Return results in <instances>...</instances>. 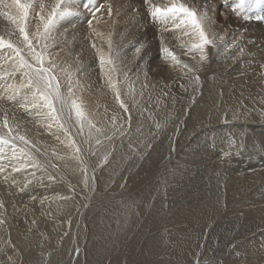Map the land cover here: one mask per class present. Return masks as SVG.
I'll list each match as a JSON object with an SVG mask.
<instances>
[{"label":"bare ground","instance_id":"1","mask_svg":"<svg viewBox=\"0 0 264 264\" xmlns=\"http://www.w3.org/2000/svg\"><path fill=\"white\" fill-rule=\"evenodd\" d=\"M215 1L183 0L198 11L206 10L211 22L208 31L217 38L225 37L223 42L217 39L216 47L205 50L207 59L203 62L201 53L182 47L188 37H181L179 31L166 33L170 41L162 34L165 46L180 44V50L170 48L179 64L165 58L160 49L156 51L159 44L146 32L140 35L144 41L138 37L131 41L124 32L128 28L135 36L137 29L132 31L130 27H134V16L129 11L135 0H110L111 16L108 4L96 13L102 19L123 17L120 22L94 19L95 25L70 26L73 34L82 29L99 34L100 43L92 41L91 46L96 45L98 62L93 66L103 87L95 83L92 74L85 77L89 59L82 45L68 47L69 40L63 35L56 40L53 48L61 56L59 66L66 67L73 60L71 69L81 79L77 83L81 91L77 89L72 97L82 104L87 117L85 129L74 111L66 122L61 116L58 123H53L55 132L44 121L46 134L48 129L53 132L49 139L42 137L37 126L12 125V137L23 135L29 141L14 140L15 151L19 154L23 150L24 155L12 162L16 167L26 161L34 166L0 173V220L5 221L0 224V264H5L8 257L14 264H264V51H258L255 45L258 36L246 39V35L237 33L240 23L219 19ZM42 2L51 5L54 0ZM153 2L160 4L159 0ZM161 2L168 4L170 0ZM228 2L235 7L238 0ZM262 2H255L256 6ZM10 3L5 0V4ZM141 3L139 12H144L146 6ZM81 9L78 13L82 17L85 12ZM50 10L46 9L44 15ZM39 11L37 6L30 11L26 29L32 33L29 37L37 52L45 43L37 36L43 30L36 15ZM5 13L15 16L16 9L0 4L2 32L11 23ZM109 39L112 52L117 53L112 76L127 111L108 86L105 73L109 66L102 71L99 62L101 55L106 59L110 55ZM141 45L142 52L137 56L136 48ZM4 51L11 55L10 50ZM26 52L32 60L28 48ZM151 56L158 66L150 62ZM47 57L44 67L52 72ZM55 72L52 74L57 75ZM64 77L67 80V75ZM15 78L18 85L24 80L27 83L21 73ZM57 80L62 85L66 82L60 76ZM3 116L0 108V120ZM89 124L108 127L116 136L124 131L127 138L118 142V148L109 145L105 153H100L86 144ZM7 149L12 156V146ZM7 149L0 152V159ZM5 186L28 194L18 200V205L9 200Z\"/></svg>","mask_w":264,"mask_h":264},{"label":"snow or ice","instance_id":"2","mask_svg":"<svg viewBox=\"0 0 264 264\" xmlns=\"http://www.w3.org/2000/svg\"><path fill=\"white\" fill-rule=\"evenodd\" d=\"M256 3H259L260 0H255ZM80 3L82 4L84 10L88 11L89 14L95 19L96 13L100 12V6L95 8H90L86 0H54V3L51 5V10L47 12L45 16L44 13L47 9V5L42 2V0H37V3L34 4L33 0H11L10 4H5V0H0V4H3L6 8H15L16 15L13 16L10 13H5L8 19L12 23L16 24L19 28L20 33L23 35V41L27 44L29 49V54L31 55L32 61H35L36 64L30 63L28 60L21 55V49L18 48L10 40H6L3 37H0V50H10L13 55H6L4 57V62L7 64L9 61H12L11 69L5 72V75H15L16 73H21L23 78H26L27 83H22L19 86L15 84H7L4 89L6 95H0V99H7L8 101L16 102L20 104V107L26 112L29 110H35L36 115L40 118L50 120L53 122H59L61 116L64 113V108L67 106L69 112L74 111L75 116L83 127V122L87 119L82 104L77 103L75 99H72L70 104L67 99H65L60 92V86L57 81V77L52 74L51 69L44 67L45 58L47 55L48 45H44L42 51L37 52L33 46L32 40L29 38L27 32V21L29 19L30 11H34L35 7H39V12L36 15L39 17V20L42 21L43 30L37 33V36L41 39L47 40L50 33L56 27L58 21L62 20L66 16H71L77 14L73 12V5ZM144 5L146 6L147 13L152 21L157 22L163 26L164 32L169 31H179L183 37H189L187 43H183L182 47H186L189 50H195L200 55V61L203 62L207 59L205 50L209 47L217 46V39L221 42L224 41V36H219L217 38L215 33H210L208 28L210 26V20L206 10H197V7L190 6L187 3H184L183 0H170L168 4H156L153 0H143ZM246 4L247 0H238V3L232 9L237 15H242L244 20L250 19L246 14ZM108 14L112 15V7L108 5ZM89 26L92 25V19L88 21ZM171 25V28L168 26ZM99 35V34H98ZM163 36H161V53L165 58L171 59L174 63L179 64L180 61L176 54L167 46H164ZM95 48L96 45L93 44ZM109 53L110 55L107 59L101 55L99 57V62L101 69L103 71L104 66L108 65L109 69L105 73L107 76L108 86L112 88L116 94V99L120 102L122 108L127 111V106L123 100L120 99V91L116 87L112 73L116 72L115 67V57L117 53L112 52L111 40L108 41ZM143 49V45L136 48V55L140 56ZM52 68H55L56 65L53 61H49ZM184 68H187L188 65H183ZM189 71H192L189 69ZM125 80L128 79V73H124ZM199 77H195V80L198 81ZM147 86V85H145ZM131 92V89H130ZM69 94H72V89L69 88ZM17 97L20 99L18 100ZM22 101V102H21ZM59 102L60 107H56V103ZM2 127L8 130V136L0 135V145L10 147L13 146L14 140L18 139L24 143H29L26 137L23 135H16L12 137L10 134L13 131V128L10 124L9 117L7 112H5L2 120H0ZM51 126V125H49ZM159 127V125H157ZM59 127L63 128V124H59ZM97 143H100L97 140ZM3 148H0V152H3ZM80 149H77L79 152ZM23 150L18 154L15 150L12 152V160H17L18 156H23ZM28 161L31 160L29 156ZM13 172H20L22 169L27 167H32L31 163L27 161L22 163L20 167H16L15 164L10 165ZM5 172V167L0 166V173ZM15 183V181H13ZM33 199H35L33 197ZM60 199H66L61 197ZM43 203V200L41 201ZM0 207H3V202L0 201ZM5 223V221L0 220V224ZM34 223V222H33ZM5 264H14L13 258L8 257Z\"/></svg>","mask_w":264,"mask_h":264},{"label":"rangeland","instance_id":"3","mask_svg":"<svg viewBox=\"0 0 264 264\" xmlns=\"http://www.w3.org/2000/svg\"><path fill=\"white\" fill-rule=\"evenodd\" d=\"M212 1H215V0H212ZM220 1V0H219ZM219 1H215L214 3H216L217 4V9H216V12L218 13V15H219V19L222 21H225V19H227V20H230L231 19V21L233 22V23H235V24H237V23H240V25L239 24H237L236 25V27H238L236 30H237V33H240V34H244V35H246V39H248L250 36V38H253L254 37V35L255 36H258L257 38H256V42H255V45H256V47L258 48V51H259V49L263 52L264 51V10H262V9H264V7H263V4H264V2H262L261 4H259L258 6H256L257 4L253 1V0H247L248 2H247V4H246V6L250 9V10H246V12H248V13H250V14H247L249 17H250V20L248 19V20H245L244 21V19H242L241 17H239V15H237V13L236 12H234L232 9L234 8L233 6V4L231 3V6H230V2H228V1H234V0H227V2H226V0H222V2H224V3H222V2H219ZM86 2L89 4V6H90V8H95V6L97 7V6H101L100 7V9L102 8V6H104V5H106V4H108V5H110V0H91V2L89 1V0H86ZM103 2V3H102ZM108 2V3H107ZM136 2H138V3H136ZM139 2L141 3V4H143V0H135V2H133L132 3V6L129 8V11H130V13H132L133 14V16H134V19H133V26L134 27H132V26H130L131 28H132V31H134V29L137 31H134L133 33L135 34V36H133L132 34L130 35L129 34V29L128 28H126L125 29V32L124 33H126V35H127V37L131 40V41H133V40H136V39H141L142 37H140V35H142L144 32H146L147 33V35L148 36H150L151 37V39H153L154 41H155V44L156 45H158L159 44V46H158V48H156V51L157 50H161V47H162V44H161V36H162V34L163 33H165V35H164V37H165V39H167V40H171V38L170 37H168V35H166V33L167 32H164L162 29H163V26L161 25V24H159V23H157V22H154V21H152V19L149 17V15L147 14V11H146V9H142L144 12H139ZM93 3H94V5H93ZM159 3L161 4V3H163V2H161V0H159ZM250 3V4H249ZM48 7H47V9H51V5H48V2L47 3H45ZM134 4V5H133ZM227 4V5H226ZM107 5V6H108ZM111 5H112V3H111ZM116 5H119V2H117V4ZM136 5V6H135ZM161 5H163V4H161ZM226 5V6H225ZM81 6V7H80ZM79 7V8H78ZM263 7V8H262ZM83 10H82V9ZM224 9V11H222L223 9ZM227 8H229V9H227ZM230 8H231V10H230ZM258 9V10H255V9ZM37 9H38V6H37ZM82 10L83 12H85V14H84V16H82L81 17V15L78 13V11L79 10ZM73 12H75V13H77V14H74V15H72L70 18H68V16H66V17H64L62 20H60V21H58L57 22V24H56V27L57 28H55V29H53L54 31H53V33H55L54 34V36H53V41H52V32L50 33V35H49V38L47 39V40H44V45L46 44V45H48V50H47V58H50V60L51 61H53L54 63H55V65H56V67L55 68H52V72L54 73L55 71V74L59 71V68L58 67H60V70H61V73H62V75H61V73H60V71L57 73V75H55V76H57V77H61L64 81L66 80L65 79V77L64 76H66L67 75V80L69 81V83H71L70 85L68 84V82H67V80H66V82H64L63 83V85L58 81V83H59V86H61L60 87V92H62L61 94H62V96L66 99L67 98V100L69 101V104H70V102H71V100L72 99H74L72 96L74 95V97H75V93H77V91L79 90V91H81L80 89H79V86H78V82H79V80H81L79 77H78V75L77 74H75L74 73V70L73 69H71L72 68V64H73V60H69V61H71V62H69L68 64H67V66L66 67H61V66H59V63H61V61L62 60H59L58 59V57H61L60 55H58V49H55V48H53L54 46H55V42H56V40L59 38V37H62V35L63 36H65V39H67V40H69L66 44L68 45V47H70V45L72 46V45H74L75 44V47L77 46V45H79V46H81L82 45V47H83V51L82 52H84V53H86V51H87V53H86V55L88 56L87 57V60L89 61V63L87 62V71L86 72H84V74H85V77H89L90 76V74H92V76H93V78L95 77V79H93V80H95L94 82L95 83H98V84H102L101 82V79L99 78L100 77V75H99V71H97V67L95 66L96 64H97V62H98V59L96 58V57H98L97 55H98V53H97V50L94 48V47H92L91 46V44H92V41L94 42V41H100V39H99V35H98V33H96V32H93L92 30H90V29H82V30H80V31H78L77 33H72V32H74L75 30L74 29H71V30H69L68 28H70V26L71 27H73V28H80V27H82L84 24H86V23H88V21L90 20V19H92V23H94V19H93V17L89 14V12L88 11H86V10H84V8H83V6H82V4L80 5V3H77V4H74L73 5ZM134 12V13H133ZM231 12V13H230ZM88 13V14H87ZM225 13V14H224ZM226 13H227V16H226ZM255 13V14H254ZM260 13V14H259ZM231 14V15H230ZM87 15V16H86ZM143 15V16H142ZM144 15H146V16H144ZM220 15H222V16H220ZM91 16V17H90ZM136 16V17H135ZM228 16H230V17H228ZM231 16H232V18L234 19V20H232V18H231ZM225 17V18H224ZM234 17H236V18H234ZM238 17H239V19H238ZM254 17H255V19H254ZM81 18V19H80ZM110 18H114V19H112V20H114V21H116V22H120L122 19H123V17H105V18H99V17H97V15H96V17H95V19L96 20H100V21H107V20H109ZM259 18V19H258ZM64 19H65V21H64ZM83 19V20H82ZM102 19V20H101ZM116 19V20H115ZM139 19V20H138ZM137 20V21H136ZM237 20V21H236ZM258 20V21H257ZM78 21V22H77ZM148 21V22H147ZM239 21V22H238ZM244 21V22H243ZM61 22V23H60ZM261 22V23H260ZM66 23V24H65ZM68 23L70 24V25H68ZM79 23V24H78ZM137 23V24H136ZM145 23V24H144ZM254 23V24H253ZM60 24V25H59ZM152 24V25H151ZM156 24H158V25H156ZM62 25V26H61ZM94 25H95V23H94ZM150 25V26H149ZM256 25V26H255ZM262 26V28H260L261 26ZM137 26V27H136ZM158 26H160V28L161 29H159V30H157V28H159ZM255 26V27H254ZM141 27V28H140ZM154 27V28H153ZM157 27V28H156ZM253 27V28H252ZM140 28V29H139ZM144 28V29H143ZM255 28H256V32H255ZM67 29V30H66ZM148 29V30H147ZM150 29V30H149ZM252 29V30H251ZM62 30V31H61ZM139 30V31H138ZM141 30V31H140ZM242 30H243V32H242ZM251 30V31H250ZM258 30V31H257ZM17 31H18V33H17ZM58 31V32H57ZM127 31V32H126ZM160 31V32H159ZM249 31V32H248ZM255 33H254V32ZM28 32V35H31L32 33L31 32H29V31H27ZM68 32H70V33H68ZM139 32V33H138ZM156 32V33H155ZM253 32V33H252ZM141 33V34H140ZM149 33V34H148ZM78 34V35H77ZM152 34V35H151ZM250 34V35H249ZM257 34V35H256ZM81 37H80V36ZM5 36H7L10 40H11V42L12 43H14L17 47H24L25 45H26V43H24V41H23V35L20 33V31H19V28L16 26V24H14V23H12V21H11V23H9L8 25H7V30L6 31H4V32H2V31H0V37H3L4 39H6V37ZM133 36V37H132ZM247 36H249V37H247ZM76 37V38H75ZM136 37V38H135ZM138 37V38H137ZM181 37H182V35H181ZM29 38H31V37H29ZM75 38V39H74ZM262 38V39H261ZM89 39V40H88ZM234 39V42L237 40V38L236 37H234L233 38ZM236 39V40H235ZM87 40V41H86ZM142 40L144 41V39L142 38ZM188 40H189V37H188ZM260 40V41H259ZM81 41V42H80ZM220 41V40H219ZM34 42V41H33ZM80 42V43H79ZM188 42V41H187ZM58 43V42H57ZM98 43H100V42H98ZM257 43H258V45L260 46L261 45V47L263 46V48H261V47H258L257 46ZM262 43V44H261ZM177 44H179L178 42L174 45H172V46H167L168 48H173L174 50H176V49H178V50H180L181 48H180V44L179 45H177ZM86 45V46H85ZM145 45V44H144ZM148 45V44H147ZM156 45H154V47H156ZM34 46V45H33ZM78 46V47H79ZM165 46V45H164ZM27 48L28 47H26L25 49H21V55L22 56H24V58L26 59V60H28L30 63H32V60H30L29 59V57H28V54H27V52H26V50H27ZM90 48V49H89ZM43 49V48H42ZM92 51V52H94V54L91 52L90 53V51ZM185 49H187L188 50V48H185ZM263 49V50H262ZM24 50V51H23ZM89 51V52H88ZM23 52V53H22ZM50 52V53H49ZM153 52V51H152ZM89 53V54H88ZM11 55H13V53H10ZM6 55H9V54H6V52L4 51V50H0V95H6V93L4 92V89H5V87L7 86V84H15V85H17V86H19L18 84H16V82H17V78H15V76L17 75V74H19V73H16L15 75H5V72H6V70L7 71H9L10 69H11V64H12V61H9L7 64L4 62V58L2 57V56H6ZM92 56H93V58H92ZM46 59V58H45ZM90 59L92 60V61H90ZM157 59V58H156ZM150 62L153 64V65H157L158 64V62L155 60V57L153 56H151L150 57ZM155 61H156V63H155ZM11 62V63H10ZM94 62H95V65L93 66V64H94ZM91 63V64H90ZM218 63V61L217 62H213L212 64H211V67H214L216 64ZM215 64V65H214ZM37 67H39L38 65H36ZM89 66H91V67H89ZM158 66V65H157ZM96 67V68H95ZM210 67V68H211ZM57 68V69H56ZM67 70H66V69ZM91 68V69H90ZM56 69V70H55ZM64 70V71H63ZM96 70V71H95ZM68 71V72H67ZM93 71H95V73L93 72ZM72 72V73H71ZM89 72V73H88ZM60 73V74H59ZM64 73V74H63ZM66 73V74H65ZM87 73V74H86ZM69 74V75H68ZM75 74V75H74ZM97 74V75H96ZM71 75H72V77H71ZM63 76V77H62ZM75 78H74V77ZM3 77V78H2ZM68 77H69V79H68ZM92 78V77H91ZM70 79H75V80H77V82L75 81V80H73L74 81V83H72L73 81L72 80H70ZM100 79V80H99ZM15 83H14V82ZM99 81V82H98ZM101 81V82H100ZM5 82V83H4ZM25 82V80L23 81V83ZM26 82H27V80H26ZM26 84V83H25ZM68 84V85H67ZM71 85H73L74 87H76L77 86V88H74L75 90H76V92H74L75 90L72 88V86ZM4 86V87H3ZM65 86V87H64ZM69 86V88H71L72 89V94L70 95L68 92H69V88H68V90L66 89V87H68ZM102 87H103V85H101ZM78 89V90H77ZM119 89V88H118ZM78 91V92H79ZM66 92L68 93V94H66ZM74 93V94H73ZM65 94V95H64ZM67 95H69V96H67ZM17 99L19 100L20 98L19 97H17ZM172 100H174V99H172ZM5 101V102H4ZM8 100L7 99H0V108H2L3 110H4V114H5V112H7V115H8V117L10 118L9 119V121H10V124H11V126L14 124V125H16V126H23L24 125V123L26 124V125H28L29 127H32V128H41L40 130L42 131H40V134L41 135H43L42 137L43 138H45L46 137V139H49L50 137H52V133L53 132H55L54 131V122L52 121V129H53V132H51L49 129H48V134H46V129H42V128H45L44 127V123L45 122H47L49 125H50V121L49 120H46V119H41L40 117H38L37 115H36V113H35V110H29V111H25L24 109H22L21 107H20V105L18 104V103H16V102H12V101H9V102H7ZM22 102V101H21ZM11 103V104H10ZM14 106V107H13ZM57 106H59L60 107V104H59V102H57L56 103V107ZM59 107H57V108H59ZM67 106L64 108V113H63V115H62V117H63V121L64 122H66V118H67V116L70 114V112H69V108H67ZM21 111H20V110ZM6 110V111H5ZM11 111V112H9V111ZM20 112H19V111ZM66 110V111H65ZM18 112V113H17ZM9 113V114H8ZM24 114V115H23ZM27 114V115H26ZM19 115V117L20 118H18L17 116ZM11 116H12V118H11ZM27 116V117H26ZM17 117V118H16ZM25 119H24V118ZM30 119H29V118ZM16 118V119H15ZM28 119V122H27V119ZM34 118V119H33ZM40 121H39V120ZM25 120H26V122H25ZM30 120V121H29ZM33 120V121H32ZM20 121V122H19ZM38 122V123H36V122ZM45 121V122H44ZM31 124H30V123ZM18 123V124H17ZM20 123V124H19ZM37 125H36V124ZM42 123V124H41ZM91 124V123H90ZM89 124V128H86V134H85V136L86 137H88V138H86L87 139V142H86V144H88L89 146H92V147H95V148H97L98 149V151H100V153H105L106 152V148L109 146V145H114V146H116L117 148L119 147V145L122 143L121 141H122V139L123 138H127L126 137V135H125V133H123V132H120V134L119 135H113L114 134V132L113 133H110L109 131H110V129L108 128V127H104L103 125V129H101L102 128V126L100 127H96V125H90ZM43 125V126H42ZM34 126V127H33ZM37 126V127H36ZM93 126V127H92ZM84 128V127H83ZM98 128V129H97ZM108 128V129H107ZM85 129V128H84ZM0 130H1V124H0ZM88 130L91 132H88ZM103 130V131H102ZM3 131H6L7 133H8V131L7 130H3V128H2V130L0 131V135L1 134H7L6 132H4L3 133ZM2 132V133H1ZM45 132V133H44ZM50 132V133H49ZM95 133V134H94ZM108 133V134H107ZM89 134H92V135H89ZM48 135V136H47ZM89 135V136H88ZM110 135H111V138H110ZM121 135V136H120ZM7 136V135H6ZM107 136V137H106ZM114 136V137H113ZM109 137V138H108ZM112 137H113V140H112ZM119 137V138H118ZM96 138V139H95ZM102 138V139H101ZM89 139V140H88ZM93 139V140H92ZM109 139H111L112 140V142H111V140L109 141ZM114 139H116V140H114ZM96 140V141H95ZM97 140H99L100 141V143H97ZM118 140V141H117ZM113 141H115V142H113ZM120 141V144L118 143ZM111 142V143H110ZM109 143V144H108ZM113 143V144H112ZM116 143V144H115ZM100 145V146H99ZM103 145V146H102ZM102 146V147H101ZM105 146V148H103ZM100 147V148H99ZM10 148V147H9ZM103 148V149H102ZM5 149H7V147H5L4 146V150ZM13 150H15L14 149V147L12 146V151ZM101 150H103V151H101ZM8 152V153H7ZM17 152V151H16ZM7 153V154H6ZM18 153V152H17ZM117 153H118V150H117ZM6 156V157H5ZM11 157L12 156H10V154H9V151H8V149L5 151V155H4V159H0V160H2V162H0V165L1 166H3L4 165V167H5V172H7V170L8 169H11V166L10 165H12V164H15L16 165V163H13L12 162V160H11ZM7 160V161H6ZM9 160V161H8ZM5 161V162H4ZM93 161H96V160H94L93 159ZM7 162V163H6ZM4 188H6V189H4L5 191L7 190V189H9L10 190V188L9 187H4ZM12 188H15V186L13 187L12 186ZM11 188V190L9 191L8 190V198H9V200H13L14 202H16L18 205H19V202H18V200L20 201V200H22L25 196H26V194H28V193H24V191H21L20 192V190H18V188H15V189H12ZM17 190V191H16ZM13 191H14V193H13ZM16 191V192H15ZM10 192V193H9ZM13 194H12V193ZM16 193V194H15ZM23 193V194H22ZM14 194L16 195V196H14ZM19 194V195H18ZM21 194V195H20ZM14 196V197H13ZM10 203H12V201H10Z\"/></svg>","mask_w":264,"mask_h":264}]
</instances>
